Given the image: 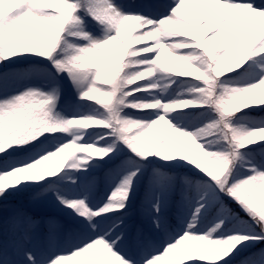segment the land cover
<instances>
[{"label":"snow or ice","instance_id":"6c2138e0","mask_svg":"<svg viewBox=\"0 0 264 264\" xmlns=\"http://www.w3.org/2000/svg\"><path fill=\"white\" fill-rule=\"evenodd\" d=\"M28 189L73 229L0 214V264H264V0H0V207Z\"/></svg>","mask_w":264,"mask_h":264},{"label":"rangeland","instance_id":"374dc122","mask_svg":"<svg viewBox=\"0 0 264 264\" xmlns=\"http://www.w3.org/2000/svg\"><path fill=\"white\" fill-rule=\"evenodd\" d=\"M134 5L155 2V0H127ZM100 177L97 186V195L104 194L105 180L103 173H98ZM36 189H28L19 193H14L0 207V214H6L12 209L20 208L27 212L35 221L37 233L44 235L50 231L56 235L63 236L73 229L71 218L62 211L50 198L37 197ZM174 216L176 209L170 210ZM146 221L140 214L139 206H135L131 210L130 217L127 222V239L126 246L131 247L137 243L138 237L144 233Z\"/></svg>","mask_w":264,"mask_h":264}]
</instances>
